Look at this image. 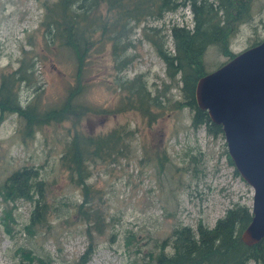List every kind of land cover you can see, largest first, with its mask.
Segmentation results:
<instances>
[{
	"label": "rangeland",
	"instance_id": "1",
	"mask_svg": "<svg viewBox=\"0 0 264 264\" xmlns=\"http://www.w3.org/2000/svg\"><path fill=\"white\" fill-rule=\"evenodd\" d=\"M46 1L0 0V80L3 73L18 68L24 56L30 57L33 76L23 82L21 92L25 100L37 98L42 108L63 99L75 81L76 69L70 51L53 43L45 32ZM117 1L127 4V8L117 7L119 11L128 9L133 17L123 28L115 26L116 20L108 27L102 26L103 19L95 25V13H106L112 0L83 14L90 27L108 40L106 50L93 56L85 79L87 100L101 107L116 106L122 92L117 79L136 73L144 74L153 90L163 80L173 83L172 92L180 97V74L169 75L167 60L158 48L161 44L176 50L175 26L194 31L192 1L165 0L168 7L179 3L162 16L158 12L140 16V8L133 12L138 0ZM145 1L150 5L151 0ZM194 1L205 7L221 3ZM204 30L197 28L200 33ZM216 30L202 44L208 71L264 39V0H251L247 18L234 27ZM19 126L16 113L0 122V190L13 170L39 168L47 186L48 222L31 234L28 224L35 202L23 197L6 199L0 193V264H23V252L50 264H78L92 238L96 247L86 264H153L151 255L164 239L171 240L175 226L196 229L203 222L212 227L236 203L253 205L254 188L231 162L225 134L214 136L204 125L194 128L189 107L169 110L152 124L140 112L127 110L72 116L45 124L34 135L22 133ZM118 126L133 131L129 150L92 163L88 180L92 206L104 218L98 230L78 211L84 191L70 181L61 155L75 130L96 134ZM249 264L257 263L251 260Z\"/></svg>",
	"mask_w": 264,
	"mask_h": 264
},
{
	"label": "trees",
	"instance_id": "2",
	"mask_svg": "<svg viewBox=\"0 0 264 264\" xmlns=\"http://www.w3.org/2000/svg\"><path fill=\"white\" fill-rule=\"evenodd\" d=\"M102 1L104 0L44 2L45 16L42 25L53 43L67 48L74 56L75 81L69 85L63 99L51 107L42 108L37 98L25 100L21 88L23 82L32 78L34 63L30 57L24 56L18 68L1 76L0 122L8 114L16 113L20 120V131L34 135L45 124L61 122L72 116L80 118L88 112L136 110L147 119L149 124H152L167 111L186 106L192 110L194 128L198 129L204 125L210 134L224 135L222 124L215 122L208 110L199 106L196 97L199 78L209 72L202 44L217 31L216 29L222 30L227 25L234 27L238 21L246 19L251 0H221L217 7L213 4L208 7L201 6V2L196 3L191 0L197 23L194 31L185 26H175L176 50L172 51L161 44L158 48L160 56L167 60L169 75L175 78L180 74L181 96L175 97L173 94V83L163 80L153 90L144 74L136 73L132 77L122 76L117 79L122 91L121 97L119 103L110 108L96 105L86 98L88 82L85 79L89 74L93 56L106 50L108 40L105 35L98 34L90 27L87 14L86 16L83 14L89 13L94 7L95 10L101 9ZM138 2L142 3L144 0ZM122 3L112 0L110 9L106 13H95V25H100L99 20L103 19L102 26L108 27L111 20H116L119 23L117 22L115 26L123 28L125 26L123 23L133 17L130 16L128 9L119 11L117 8L119 6L127 8V4ZM139 3L135 4L133 12L140 8L142 10L140 16L154 12L162 16L166 10L175 9L179 2L175 1L173 5L168 3L170 7L165 0H151L150 5H147L146 1L143 5ZM120 12L122 13L120 19H116ZM122 19L124 21H121ZM204 27L202 33L197 31V28ZM234 56L232 55L231 58ZM132 132L125 126L114 127L96 134L77 129L66 141L61 155V163L68 169L70 181L81 186L84 191L85 197L78 204V211L98 230H102L104 218L101 212L92 206V186L88 181L92 175L91 165L96 161L112 159L128 151ZM230 159L234 163L233 159ZM0 193L6 199L23 197L35 202V209L28 224L31 234H35L37 228L48 222L47 186L41 178L39 168L23 166L13 170L6 178ZM8 213L9 210H6V214ZM252 218L251 206L236 203L229 207L212 227L203 222H200L196 229L190 225L179 224L174 227L171 240L164 239L160 249L151 255V261L153 264H249L254 260L257 264H264V237L253 243L243 239V232ZM92 247H96L93 238L78 264L88 262L93 252ZM23 256V264H33L34 260L42 261L39 256L31 253L24 255L23 252ZM42 263L50 264L45 261Z\"/></svg>",
	"mask_w": 264,
	"mask_h": 264
},
{
	"label": "water",
	"instance_id": "3",
	"mask_svg": "<svg viewBox=\"0 0 264 264\" xmlns=\"http://www.w3.org/2000/svg\"><path fill=\"white\" fill-rule=\"evenodd\" d=\"M196 97L222 124L236 168L254 188L243 239L257 242L264 237V39L201 76Z\"/></svg>",
	"mask_w": 264,
	"mask_h": 264
}]
</instances>
